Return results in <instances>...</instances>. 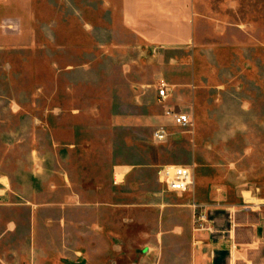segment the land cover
Masks as SVG:
<instances>
[{"label":"rangeland","instance_id":"374dc122","mask_svg":"<svg viewBox=\"0 0 264 264\" xmlns=\"http://www.w3.org/2000/svg\"><path fill=\"white\" fill-rule=\"evenodd\" d=\"M112 2L114 11L119 10L118 0H34L36 22L26 32L33 35L36 56L10 48L15 42H8L6 55L0 56V177L22 195L19 201H51L39 219L40 260L45 264H174L171 209L186 202L188 191H168L157 173L164 165L192 167L193 127L166 123L171 136L159 142L153 118L144 122L141 108L116 102L121 100L117 93L121 75L101 72L102 67L118 64L105 48L117 37L111 31ZM204 3L202 11L211 10L222 22L247 23L241 27L247 34L240 36L223 23L201 27L198 50L183 53L200 67L198 84L213 90L209 97L220 98L225 90L227 98L238 97L236 91L246 88L249 97L264 101V0ZM26 39L22 44H30ZM66 63L75 66L69 73L62 71ZM154 63H147L150 71ZM153 107L146 111L151 116ZM260 109L264 112V105ZM132 113L134 122L114 120L115 115ZM236 124L232 129L240 130L238 137L214 139L212 174L228 185L264 195V123ZM69 142L80 147L65 158L70 157L75 179L72 190L82 193L85 204L72 210L68 220L72 225L83 221L88 230L79 262L59 250L62 202L67 196L62 186L63 147ZM127 163L140 166L117 187L114 166ZM73 235H78L74 229Z\"/></svg>","mask_w":264,"mask_h":264},{"label":"crops","instance_id":"0c3cea01","mask_svg":"<svg viewBox=\"0 0 264 264\" xmlns=\"http://www.w3.org/2000/svg\"><path fill=\"white\" fill-rule=\"evenodd\" d=\"M33 3L34 0H0V56L6 55L8 42L16 43L10 48L17 51L23 49L31 57L33 54L36 56L38 51L34 49L33 35L26 32L27 26L36 22L33 23ZM117 4L120 9L114 11V2L111 3L114 29L111 31L114 35L116 32L117 37L112 38L110 46L105 48L109 50L110 58L118 59V64L101 69L103 73L121 75L117 89L121 100L118 98L116 102L141 108L144 122L153 118L158 123L154 138L161 127L167 129L168 139L171 136L168 126L179 127L166 115L168 110L189 114L194 123L191 130L194 184L188 190L186 202L176 204L171 209L175 213L174 264H264V195L228 185L224 179L218 180L211 171L214 165L209 163L210 155L215 151L214 139H230L240 135L239 129H232L238 127L236 123H264V112L260 109L264 101L249 97L246 88L236 91L238 97L227 98L226 90L220 98L209 97L213 90L203 89L198 84L202 80L199 65L183 55L184 52L198 50L202 26L214 28L223 23L232 26L231 29L240 36H245L247 30L241 27L247 23L222 22L211 10L203 12L204 0H118ZM212 32L214 38L215 30ZM27 37L30 44H22ZM37 40L35 35L34 42ZM63 48L65 50L67 47ZM124 58L126 62H123ZM150 61L155 62L152 71L147 64ZM64 65V73H69L75 67L69 63ZM163 86L166 87L167 98L161 102L159 89ZM205 92L207 97L204 96ZM152 105L155 110L153 116L146 112ZM123 118L127 122H134L135 115L114 116L115 121ZM79 149L72 142L63 147L62 186L67 196L62 202L63 226L60 229L63 244L59 242L60 249L57 248L60 252L63 248L65 256L77 260L75 262H79L85 254L82 247L86 244L85 234L88 230L81 225L83 221L72 225L68 220L71 211L76 207L81 209L85 203L82 202V193L72 190L75 179L71 173L70 157L68 160L65 157L68 152L74 153ZM205 154L206 157L203 156ZM139 166L136 163L115 165L114 185L123 186ZM2 179L0 177V196H3V200H0V264H45L40 260L39 219L44 207L51 201L38 198L19 201L17 197L22 195L11 190ZM157 180L166 188L158 173ZM197 210L206 214V230L195 229ZM23 216L26 217L25 222ZM79 217L81 219L83 216L80 214ZM72 229L78 235L72 236ZM100 229V233H95L103 235L104 230ZM72 237H75V242H72ZM164 238L162 247L167 246ZM45 256L52 257V254L46 253ZM46 264H54V261Z\"/></svg>","mask_w":264,"mask_h":264},{"label":"built area","instance_id":"2783aa9c","mask_svg":"<svg viewBox=\"0 0 264 264\" xmlns=\"http://www.w3.org/2000/svg\"><path fill=\"white\" fill-rule=\"evenodd\" d=\"M160 101L167 98L166 87L159 89ZM166 115L173 119L174 123L181 129L193 127V120L189 114L178 113L174 110H168ZM169 133L165 127L159 128L155 132V138L158 141H166ZM160 181L166 186L169 191L184 193L187 192L194 184V172L191 166L182 165H165L158 171ZM197 208V206L195 205ZM198 209V208H197ZM207 217L203 211L196 212L195 222L198 230H206ZM206 222V223H205Z\"/></svg>","mask_w":264,"mask_h":264}]
</instances>
